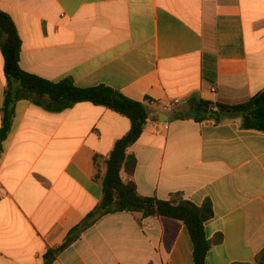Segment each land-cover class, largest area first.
Returning <instances> with one entry per match:
<instances>
[{"label":"crops","instance_id":"obj_1","mask_svg":"<svg viewBox=\"0 0 264 264\" xmlns=\"http://www.w3.org/2000/svg\"><path fill=\"white\" fill-rule=\"evenodd\" d=\"M0 9L18 29L24 71L105 85L146 105L144 131L128 149L137 165L123 180L144 197L210 199L206 237L222 242L206 264L253 263L264 248V132L242 129L239 118L186 114L192 98L236 105L264 90V0H0ZM4 64L0 45V129ZM176 98L186 103L172 109ZM130 128L90 102L58 113L15 104L0 140V264H47L103 197L95 156L107 158ZM193 252L182 221L118 212L50 264H194Z\"/></svg>","mask_w":264,"mask_h":264},{"label":"trees","instance_id":"obj_2","mask_svg":"<svg viewBox=\"0 0 264 264\" xmlns=\"http://www.w3.org/2000/svg\"><path fill=\"white\" fill-rule=\"evenodd\" d=\"M0 45L4 57V71L7 87L4 94L3 120L0 129V140L4 141L12 128L14 106L18 101L26 100L46 111L58 113L81 102H90L104 106L128 118L130 131L116 141L107 158L95 156V179L103 187V197L98 206L78 225L71 229L61 246L49 250L45 255L47 264L60 252L76 242L81 235L100 218L118 212L140 213L142 217L162 216L182 221L192 240L194 264H206L209 251L222 242L218 235L208 239L205 233L206 224L214 218L213 203L206 199L202 205L183 198L180 193L171 195L170 200H160L141 196L133 180L124 181L121 173L128 178L134 174L137 160L128 149L141 137L148 111L145 104L131 100L119 91L100 85L92 88H80L71 78L54 82L24 71L20 66L22 41L13 19L0 9ZM188 112L194 114L198 122L215 121L220 123L230 117L239 118L241 128L264 132V90L247 101L236 105H222L203 99L192 98L188 102ZM99 161H103L105 173L99 171ZM264 264V248L256 255L253 263Z\"/></svg>","mask_w":264,"mask_h":264},{"label":"water","instance_id":"obj_3","mask_svg":"<svg viewBox=\"0 0 264 264\" xmlns=\"http://www.w3.org/2000/svg\"><path fill=\"white\" fill-rule=\"evenodd\" d=\"M192 116H194L193 113H188V114H186V117H192ZM223 116H225V117H231V114H230V113H223ZM168 119H169L168 117L163 118L162 116H160V120H161L162 122H165V121H167Z\"/></svg>","mask_w":264,"mask_h":264},{"label":"built area","instance_id":"obj_4","mask_svg":"<svg viewBox=\"0 0 264 264\" xmlns=\"http://www.w3.org/2000/svg\"><path fill=\"white\" fill-rule=\"evenodd\" d=\"M184 103L186 102H183L180 98H176L171 102L170 107L173 109L175 106L182 105Z\"/></svg>","mask_w":264,"mask_h":264}]
</instances>
